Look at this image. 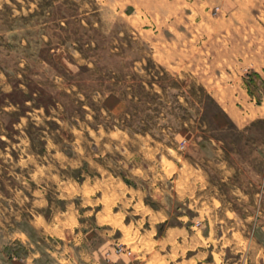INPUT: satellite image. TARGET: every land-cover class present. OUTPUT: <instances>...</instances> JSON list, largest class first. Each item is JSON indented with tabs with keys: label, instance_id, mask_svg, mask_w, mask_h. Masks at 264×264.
Wrapping results in <instances>:
<instances>
[{
	"label": "rangeland",
	"instance_id": "rangeland-1",
	"mask_svg": "<svg viewBox=\"0 0 264 264\" xmlns=\"http://www.w3.org/2000/svg\"><path fill=\"white\" fill-rule=\"evenodd\" d=\"M261 107L264 0H0V264H264Z\"/></svg>",
	"mask_w": 264,
	"mask_h": 264
},
{
	"label": "crops",
	"instance_id": "crops-1",
	"mask_svg": "<svg viewBox=\"0 0 264 264\" xmlns=\"http://www.w3.org/2000/svg\"><path fill=\"white\" fill-rule=\"evenodd\" d=\"M245 99H246V98H245ZM236 111H238V110L235 109V108H232V109H231V112L228 111V114H230L229 117H230V118L232 117L233 119H234V117L236 118V117H237V113L239 112V111H238V112H236ZM239 113H240V112H239ZM232 114H233L234 116H233ZM257 114L260 115V116H261V115L264 116V107H261L260 110H259V112H257ZM228 121H229V119L226 118L225 116H223V117L221 116V117L218 118V124H219L220 127H226V126L228 125ZM230 121H231V120H230ZM174 232H175V231H174Z\"/></svg>",
	"mask_w": 264,
	"mask_h": 264
}]
</instances>
